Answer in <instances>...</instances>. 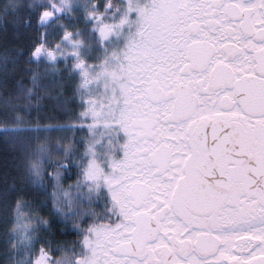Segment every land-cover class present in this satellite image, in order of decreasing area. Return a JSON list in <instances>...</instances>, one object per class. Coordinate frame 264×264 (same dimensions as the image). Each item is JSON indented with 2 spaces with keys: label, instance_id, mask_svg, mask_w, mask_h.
Segmentation results:
<instances>
[{
  "label": "snow or ice",
  "instance_id": "obj_1",
  "mask_svg": "<svg viewBox=\"0 0 264 264\" xmlns=\"http://www.w3.org/2000/svg\"><path fill=\"white\" fill-rule=\"evenodd\" d=\"M0 24V264H264V0H3Z\"/></svg>",
  "mask_w": 264,
  "mask_h": 264
},
{
  "label": "trees",
  "instance_id": "obj_2",
  "mask_svg": "<svg viewBox=\"0 0 264 264\" xmlns=\"http://www.w3.org/2000/svg\"><path fill=\"white\" fill-rule=\"evenodd\" d=\"M3 2V0H0ZM13 40V33L11 31V26L9 25V30L7 33L3 31V25L0 24V54L3 53L4 47L8 41ZM3 78L2 72H0V79ZM20 79V75L16 74L14 77L9 80V87L13 86L17 80ZM3 89L0 88V94H2ZM59 122V121H57ZM22 166V161L19 157L18 153L12 152L7 149L2 141H0V174L5 171L15 174ZM42 211L46 214L48 212V208H43ZM71 239L72 237H67Z\"/></svg>",
  "mask_w": 264,
  "mask_h": 264
}]
</instances>
